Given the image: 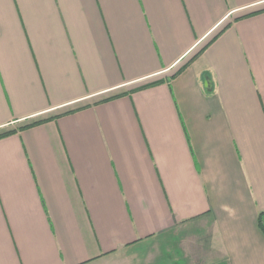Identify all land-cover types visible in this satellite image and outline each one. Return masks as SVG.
<instances>
[{"label":"crops","instance_id":"obj_1","mask_svg":"<svg viewBox=\"0 0 264 264\" xmlns=\"http://www.w3.org/2000/svg\"><path fill=\"white\" fill-rule=\"evenodd\" d=\"M89 104L0 139V264H264V0H0V130Z\"/></svg>","mask_w":264,"mask_h":264},{"label":"rangeland","instance_id":"obj_2","mask_svg":"<svg viewBox=\"0 0 264 264\" xmlns=\"http://www.w3.org/2000/svg\"><path fill=\"white\" fill-rule=\"evenodd\" d=\"M147 245L139 246L138 250L121 251L99 264H182L171 239L162 238L157 243L159 247L153 245L146 249Z\"/></svg>","mask_w":264,"mask_h":264},{"label":"trees","instance_id":"obj_3","mask_svg":"<svg viewBox=\"0 0 264 264\" xmlns=\"http://www.w3.org/2000/svg\"><path fill=\"white\" fill-rule=\"evenodd\" d=\"M181 70H183V68ZM158 83H159V81L156 82V83L145 85V86L141 87L140 89H144V88H147V87H149L151 85L158 84ZM125 94H126V92L117 93V94L111 95L109 97L103 98V99H101V100H99V101H97L95 103L97 104V103H101V102H106V101L115 99L117 97L124 96ZM88 106H90V104L89 105L80 106V107L75 108V109H69V110H67V111H65L63 113L56 114L54 116H50V117H47V118H40V119H35V120H32V121H28V122L23 123V124L19 125L18 127H15V128L1 129L0 130V139L5 138L7 136H10L12 134H15L18 131L30 128L32 126H36V125L42 124V123H44V122H46L48 120H51L53 118L59 117L61 115H65V114H69V113L75 112V111H77L79 109H83V108L88 107ZM257 221H258V225H259L262 233L264 234V210L260 211L258 213Z\"/></svg>","mask_w":264,"mask_h":264}]
</instances>
